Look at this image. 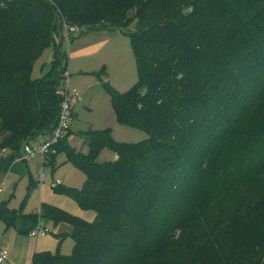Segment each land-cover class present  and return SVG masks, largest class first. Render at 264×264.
<instances>
[{
    "label": "trees",
    "instance_id": "trees-1",
    "mask_svg": "<svg viewBox=\"0 0 264 264\" xmlns=\"http://www.w3.org/2000/svg\"><path fill=\"white\" fill-rule=\"evenodd\" d=\"M64 22L130 37L138 80L107 89L117 123L146 138L90 130L87 152L60 141L49 161L64 152L86 176L62 192L95 216L46 205L72 225L74 247L32 264H264V0H0V170L58 122L63 43L75 37ZM106 148L116 159L98 160ZM0 218L25 233L37 222L4 204Z\"/></svg>",
    "mask_w": 264,
    "mask_h": 264
},
{
    "label": "rangeland",
    "instance_id": "rangeland-1",
    "mask_svg": "<svg viewBox=\"0 0 264 264\" xmlns=\"http://www.w3.org/2000/svg\"><path fill=\"white\" fill-rule=\"evenodd\" d=\"M129 15L130 23L126 29L133 30L136 26V20H133L135 14L131 12ZM63 49L67 52L68 86L71 90L76 89L81 98L77 101L72 95L68 97L71 105L69 132L67 134L69 143L85 152L87 150L84 143L85 134L90 130L104 128H110L113 139L119 142L144 140L146 133L141 129L117 124L111 107V95L107 89V87H110L114 91L124 93L138 80L137 63L130 37L123 35L118 28L88 29L76 35L69 43L64 42ZM52 57L53 46H49L43 50L34 63L33 78L42 77L49 67ZM103 82H107V85L102 84ZM112 156V151L106 148L102 150L98 160L101 162L107 161ZM44 169L48 180L44 183L43 200L50 204L55 202L62 205V207L57 206L66 210L72 216L77 215L87 221L93 220L95 216L93 210L83 208L76 199L62 192V190H56L50 186L52 176H54L55 179L61 180L65 185L72 184L73 187H79L85 182L83 174L65 163H62L60 169H52L48 164L44 165ZM22 190L17 189V196L13 198L11 206L21 210L23 214L39 215V203L41 201L39 188L35 187L32 190L34 193L31 191L27 195V190H24V188ZM47 223L49 224L47 227L53 230L49 229L51 232L48 230L45 237L39 235V242H45L44 245L41 243L44 249L42 252L70 255L74 241L69 233L64 235L65 230H69V232L72 230L70 223L67 221L54 222L50 219ZM60 230L63 231V234L57 238L54 237L53 234ZM14 237H9V234H0V248L5 247L9 256H11V244H14ZM24 237L27 240L26 243L31 242V240L35 243L34 238L31 239L28 235H24ZM9 238H12L10 246L7 245ZM31 255V253L27 255L26 248H22L20 256L16 257L17 264H25L26 260L27 264H31L29 262Z\"/></svg>",
    "mask_w": 264,
    "mask_h": 264
},
{
    "label": "crops",
    "instance_id": "crops-1",
    "mask_svg": "<svg viewBox=\"0 0 264 264\" xmlns=\"http://www.w3.org/2000/svg\"><path fill=\"white\" fill-rule=\"evenodd\" d=\"M53 58V57H52ZM52 60V59H51ZM51 62V61H50ZM81 99V98H80ZM79 99V100H80ZM77 100V99H76ZM77 100V101H79ZM116 119V118H115ZM117 122V121H116ZM118 124V123H117ZM120 125V124H118ZM50 135H45V136H39L37 137L36 139H33V140H30V142H27L25 144H23V147L21 148L22 150V153L25 149V147L27 146H33V147H36L38 146L42 141L46 140L49 138ZM67 137V136H66ZM67 139V138H66ZM68 144L69 141L67 139ZM84 143L86 144L85 140H84ZM35 145V146H34ZM71 145V144H70ZM72 147L76 148L75 146L71 145ZM87 146V144H86ZM78 151H81L80 149H77ZM7 151V150H6ZM88 151V147H87V150L85 152ZM84 152V151H82ZM7 153V152H6ZM112 158H110L109 160H114L116 159V155L114 154V152L112 151ZM62 157V158H61ZM62 163H65V164H69L70 166H72L74 169H77L78 171H80L78 168H76L72 163H70L69 161H67L66 159V155L64 152H60L55 158L53 161H49L47 164L50 166V168L52 169H60L61 168V165ZM46 165V164H45ZM60 166V167H59ZM44 166L41 168L40 167V162L38 159H32V160H21V159H16L14 160L12 163H10V165L8 166V168L6 169H1L0 170V187L2 188V193H0V206L1 205H5L6 207H8L10 210H15L17 212H20L22 215H32L34 217H36L37 219V222H36V225L33 227V229L35 227H41V228H47L48 230L51 229V228H48L47 226L49 225L47 223L48 219L50 220H53L51 219L50 217L48 216H44V208L46 205H52V206H55L57 208H59L57 205H59L58 203H48L46 201L43 200L44 198V193L45 191L43 190L44 189V186H45V182L44 183H40L39 182V174L41 171L44 172ZM36 171V178H35V173ZM83 176H84V180H86V176L84 175V173L82 171H80ZM47 180H48V177H47ZM46 180V181H47ZM55 180L54 176H52V180L51 182ZM59 180V179H58ZM61 181V180H60ZM50 182V183H51ZM85 183V182H84ZM81 184L79 187L78 186H75L73 187L72 184L70 185H65L62 181H61V185L58 187V188H53V189H61L62 188H81L83 185ZM44 184V185H43ZM80 184V183H79ZM39 188L40 192H41V201L39 203V215H34V214H23L21 212V210H17L16 207H12L11 206V203H12V200L15 196H17V189L20 188L21 190L24 188V190H27L28 193L27 194H30L31 191L34 189V188ZM23 191V190H22ZM32 193H34V191H32ZM28 197V196H26ZM25 197V198H26ZM62 207V205H59ZM63 211L66 212V210L62 209V208H59ZM69 214V213H68ZM76 217H79L77 215H75ZM82 218V217H81ZM54 222H59V221H55L53 220ZM60 221H65V220H60ZM71 225V224H70ZM55 226V224H54ZM72 227V225H71ZM19 226H8L6 224V222L0 218V234H3V235H7L9 234V237H14V244L12 245L11 244V256H9L8 254V258L6 261H0V264H17V260H16V257L17 256H20V250L22 248H26V252H27V255L28 253H31V259L29 260V262L32 264V259H33V256L36 254V253H40L42 252L44 249L42 248V244L44 245L45 242L41 241L39 242L40 240L38 239V237L34 238L32 236H30V233H25V232H22L19 230ZM53 230V229H51ZM51 230H49L51 232ZM15 231H16V234H15ZM55 231V230H54ZM59 232V233H58ZM57 233H54L53 236L54 237H59L60 235L63 234V231L60 230L58 231ZM73 232V227H72V230L69 232V230H65V233L64 235L68 234L71 236ZM24 235H28L29 238H34L35 240V243H33V241L31 240V242L29 243H26V238L24 237ZM47 234H45L43 237H45ZM42 236V235H41ZM52 237V238H54ZM60 240V239H59ZM10 241L12 242V238H9L8 239V243L7 245L10 246ZM74 241V240H73ZM42 243V244H41ZM73 247H74V243H73ZM1 249H5L7 250L5 247H1ZM73 250V248H72ZM8 252V251H7ZM51 253V252H49ZM72 253V252H71ZM27 264V260H26V263Z\"/></svg>",
    "mask_w": 264,
    "mask_h": 264
},
{
    "label": "built area",
    "instance_id": "built-area-1",
    "mask_svg": "<svg viewBox=\"0 0 264 264\" xmlns=\"http://www.w3.org/2000/svg\"><path fill=\"white\" fill-rule=\"evenodd\" d=\"M64 30L67 40L69 36H76L81 33V28L76 25H69L64 22ZM65 80L63 88L57 90L56 93L62 97L60 103V113L58 122L50 134L49 138L42 141L38 146H27L25 147L23 153L17 157V159L21 160H32L38 159L40 162V167L42 168L45 164L48 163L50 157L55 155L58 151V145L62 139H64L69 132V117L71 114V105L69 101V95H72L75 99L79 100L80 96L76 89H70L68 86V75L67 71L65 72ZM6 149H2L1 153L6 155ZM47 175L41 171L39 174V182L42 184L46 182ZM61 185V181L58 179L53 180L50 183L52 188H56ZM0 193H2V188L0 187ZM48 232L47 228L35 227L31 232L30 236L36 238L39 235L44 236ZM8 258V252L5 249L0 250V261H6Z\"/></svg>",
    "mask_w": 264,
    "mask_h": 264
},
{
    "label": "water",
    "instance_id": "water-1",
    "mask_svg": "<svg viewBox=\"0 0 264 264\" xmlns=\"http://www.w3.org/2000/svg\"><path fill=\"white\" fill-rule=\"evenodd\" d=\"M59 86V85H58Z\"/></svg>",
    "mask_w": 264,
    "mask_h": 264
}]
</instances>
